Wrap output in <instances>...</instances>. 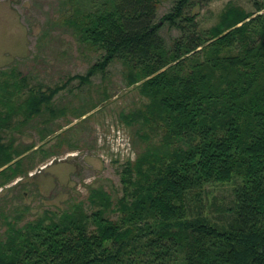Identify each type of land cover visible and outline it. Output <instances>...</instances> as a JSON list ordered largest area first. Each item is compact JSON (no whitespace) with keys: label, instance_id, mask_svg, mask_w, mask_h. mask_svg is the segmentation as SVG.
<instances>
[{"label":"trees","instance_id":"obj_1","mask_svg":"<svg viewBox=\"0 0 264 264\" xmlns=\"http://www.w3.org/2000/svg\"><path fill=\"white\" fill-rule=\"evenodd\" d=\"M70 1L66 23L99 57L45 88L29 86L15 66L0 70V185L23 173L30 148L4 132L44 112L46 122L57 117V92L104 76L115 61L145 99L118 113L143 146L121 166L116 198L91 187L87 205L44 210L21 225L4 215L0 264H264V4L247 11L228 2L202 29L188 14L202 0H171L160 19L156 0ZM163 23L179 30L170 44ZM226 183L229 219L218 223L202 197Z\"/></svg>","mask_w":264,"mask_h":264},{"label":"rangeland","instance_id":"obj_2","mask_svg":"<svg viewBox=\"0 0 264 264\" xmlns=\"http://www.w3.org/2000/svg\"><path fill=\"white\" fill-rule=\"evenodd\" d=\"M228 2L247 11L254 10V2L264 4V0H202L188 14L207 29ZM71 5L70 0H0V70L15 66L29 86L43 88L61 84L69 75L84 74L100 53L81 43L66 23ZM156 5L160 19L172 1L156 0ZM159 33L170 44L179 30L163 23ZM143 101L136 86L126 85L122 66L115 61L104 76L96 73L84 84L74 79L57 92L52 104L62 110L57 117L46 122L49 113L44 112L19 130H6L4 141L14 138L15 146L30 148L20 156L18 169L23 173L0 185V238L6 228L4 215L21 225L44 210L60 211L77 201L87 205L91 187L102 186L118 197L121 166L143 146L132 143V130L120 122L118 113ZM92 103L96 107L82 116L73 113ZM43 127L50 131L44 133ZM206 189L203 213L218 223L228 220L224 209L230 207L232 186L214 184Z\"/></svg>","mask_w":264,"mask_h":264}]
</instances>
